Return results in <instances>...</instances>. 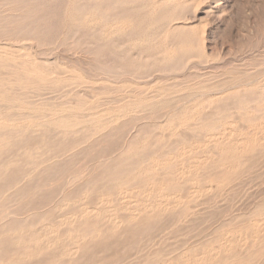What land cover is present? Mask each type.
<instances>
[{
    "label": "rangeland",
    "instance_id": "rangeland-1",
    "mask_svg": "<svg viewBox=\"0 0 264 264\" xmlns=\"http://www.w3.org/2000/svg\"><path fill=\"white\" fill-rule=\"evenodd\" d=\"M1 1H4V2H2V4H1ZM174 1H175V3H174ZM174 1L173 0H170V1L169 0H159V2H158V0H156V1L155 0H148V1L147 0H144V1L139 0V2H138V0H131V1H129V0H126V1L125 0H116V1H114V0H103V1L102 0H11V1L10 0H0V6H1V10H2V11L1 10L0 11L4 13V14H0V17L3 18V19L0 18L1 19L0 20V37H1L0 38V54L3 51L5 53L3 54V52H2V54H3V56H5V54L9 51L7 53L8 57H10V59L13 58L12 59L13 63L8 61L6 63L5 68L0 69V77H2L1 79H3V80L7 79L9 74L11 73V69L12 70L15 69L16 68L15 66H18L19 63H21V61H23V60H25V61L29 60L30 61L32 59L38 58V60H42V61H40L41 63L45 62L44 60H49V61L45 62L43 65H40L42 67V70H43V80H41L37 83L33 82L34 85L35 84L36 85L32 88H31V86H26L28 88L23 89V91H20L17 89L16 91H12L11 94L9 93L5 96L7 98H14L15 97V99H12V101H10V102L6 100L5 104L8 106L12 107L14 105V107L15 106L17 107L18 103H22L23 101H24L23 104L28 103V105L24 104L23 106H21L19 104L20 110L18 112H16L17 111L16 109L5 111V109L2 108V110L5 111V112L3 111V113H2V117L4 119H7L11 116H14V115L20 113L22 116H18V117H20V119L17 120V122L14 126L16 128L23 129V130H28V129L29 130H35V129H38L37 125L40 124L41 120H39L38 117L41 114L44 113V114L48 115L50 119H52V118L55 119L56 116L58 117V116H61L63 114L65 115V113L61 114L60 113L61 110H59L58 108L62 109L63 104H65V102H70V103L74 102L75 103L77 101V100H75V98L76 97L79 98L78 100H79V102L80 101L81 102H80V106L78 107V109L80 108L81 110H77L76 112L73 111V115L75 113H77V114H75V116L77 115L76 117H78L77 118L78 122L82 119V123L84 122L85 124H82L83 125L82 126L81 121H80L81 126L78 125L79 127L77 126L76 128H74L75 131H78L79 133L77 132V133H75V135L68 137V138L56 137L57 140L54 138L56 140V141L54 140L55 143L52 140L53 139L52 137L54 135V133L52 132L53 130L51 127H49L46 132L49 133V131L52 130L50 132V134H52V137L50 136L51 137L50 141L51 142L53 141V143L51 144V146H53L52 149H56L58 145L64 147V146L68 145L70 142L74 143L76 141H79L80 137L83 138V135L85 136L87 134L88 129L93 128L95 125H98V123L100 125L104 126L103 127L104 129L101 130L102 133L100 132V133H98L99 135L96 134L95 136H93V138L90 139V141L92 142L91 144H93V146L91 148H89L90 150L88 149V152L87 151L82 152L84 154V156L82 153L80 154L81 151H76V150H72L71 152H68L66 155H65L66 152H64V153L61 152L59 158L57 157V158L51 159L50 162H48V163H50V166H52V168H53L52 171H50V172L48 171V173H46V171H44V170L42 171V169L39 170V173H37L38 177L50 178L51 177L50 175H55L56 178L59 180V181L57 180L56 184L54 185L55 187L52 186L50 188H46L47 189L46 191L41 192L43 194L44 193L47 194L53 190H54V192H56L55 190L59 189V185H60L59 183H61L62 180H65L70 176L72 177L75 173L79 172L78 171L79 169H80V171H81V168H82V170L87 169V170L92 171L93 167H95L97 164H99L98 161L101 160L102 155L107 154V151L113 149L114 147L117 148L120 146V144L123 143V141L125 139L124 136H126V134L128 132L127 129H129V126L131 127V125L133 123L135 124V122L137 123L138 126L140 125L137 128L139 132L142 130L141 127L143 128L144 125H145L146 129H148V130H146L147 132L145 130H144L145 132L144 131L140 132L142 134H143V132H144V134H147L145 136V138H146L145 139V141H146L145 146H147L146 148L148 149L150 146L153 145V141L155 138V141H154L155 143H157L156 142L157 140L159 143L160 142L161 143L160 144L157 143V144H155L154 147H150V148L152 150H156V151H158V149H159V151H160L161 149H163L165 147V146L164 147H162V146L168 143L167 139H166V143L164 142L165 139H163L162 141L161 140L159 141V139H158V137L161 134L160 132L166 131L165 130V124H166L165 118L164 119L161 118V116H163L164 114L169 112V113H173V115H174L175 113L176 114L179 113L180 110H182L183 108L188 107V106L190 108H191V106L192 107L195 106V108L199 107L197 109V111L194 113V114H198L197 117L199 115L201 116V114H202V113L199 114L200 112L198 113L199 109H200V111L202 110L201 106L203 108L202 112L204 113V111H205L204 115L206 113L210 112L209 109L211 107H213L212 109L217 108V110H218L219 108L220 109L222 108L220 106H225V108L228 107L227 112H229L228 110L232 109L229 113H227L226 109L223 110V108H224L223 107L221 109L223 111H221V110L220 111L223 112L224 114L218 110L220 112L218 115H220V116H216V117L214 116L212 119H208V120L204 121V127H205V124L207 123L205 129H207L208 127H214L215 128L212 130L213 131L212 133L215 132V137H214L213 141H215L217 145L219 143L225 142L224 145H225V148H227V149H224V150L226 151V150H228V147L226 146V145H228V142H226L228 139L233 141V138H234L236 140V141L235 140L233 141L232 147L239 146L240 144L237 141V139L240 140L243 137L244 138L250 137V135L253 132V127L256 126L254 128V130H256V131L258 130L257 131L258 133L255 132L254 137L252 136V140L248 139L251 142L254 141L253 142L254 146H255L256 150H258L256 155L254 154L255 156L254 155H252L253 157L250 156V158H252V161L250 159L249 160L247 159V161H246V159L244 158V160L246 161V162H244L243 159H240V161H239L240 164L238 163L236 168L233 170V173H232V176L230 177V180L228 178V180L226 182H224L226 184L221 183L222 185L220 184L221 185V186L219 185L220 187L218 186L217 188H214V185L216 186V183H212L210 188L205 189V184L203 186V183H202V181H204V180L201 178V176L203 174H205V170L200 169L199 166L201 165V163L203 164L204 160H205V163H207L208 159H209L208 157H210L211 162H212V158L214 157L213 153L215 154V156L218 154L223 155L225 152L222 149V146H224V145L220 146L221 145L220 144L214 150L212 149L213 147H211L212 143L210 145H205V146L203 145L199 148H195V146H197V144H199V142H201V141H198V138L200 140L203 139V136H202V138L198 137V136L203 135V133H204V132H201V130H202L201 127L203 124H201L200 127L198 126L197 129H195L193 127H190V128L188 127L189 129L188 128L175 129L174 130L175 136H179V135L180 136L179 137H173L172 139H170V141L173 140V141H171L172 143L174 141L176 142L177 139H178L177 141H179V139H181L183 136H185V138H188L185 140V142L187 140L191 139L192 137L193 138L191 139V143H190V140L187 141L188 144L186 142V146H187V147L185 146L186 151L184 150L182 153L181 151L176 150L173 152V154H171V156H174L175 158L178 157V158L176 159L177 160L176 164L175 165L172 164L174 166H172V165H171V167L169 166L170 170L168 169L169 170L168 174H170L171 172L174 173L175 169H179L181 167H185L188 169L190 167L191 169L189 171H193L194 166H195V168H198V173L201 170H203V171L200 172V174H198V175H200V177H198V179H197L198 181H200L199 184L198 183L194 184V185L191 184L192 185L191 187L194 186L196 188V186H197V188L200 187V189H202V186H203L204 191L199 192L194 197L193 196L190 197V195L188 194V192H190V188H191L189 186L190 183H186L188 185H186V184L183 185V183H182V185H181V182L180 183L175 182L172 185V187H174L177 190V192H176L177 195L180 194L183 197V199L180 201L181 204H179V206L177 208L174 207L172 209V208H170L171 206L167 207L168 209L170 208L169 211L170 210L171 211L169 213L168 209H165L166 212L168 211L166 214L165 211H162L163 208L159 207L157 209L158 206L156 207V205H154L155 210L153 209L154 208V206H153L152 207L153 212L156 213L157 216L158 215H161V216H158L157 219L154 218L152 220L151 227L149 229H145L143 231V234L140 232L137 234L138 236L134 237V235L132 236V234H131V236H130V233H128L129 235L127 234V235H124V237H119L117 240V243L116 244L114 243L115 245L113 244L114 247L113 246H111V248L109 247L110 249H108L107 252L106 251L103 252L104 254H102V253L93 254V256H91L92 262H90V257H85V258L87 260L89 259L88 261L90 262V264H126V263L129 264L128 261L130 262L133 259L132 256H134L137 253H138L137 255H139V253H140L141 257L144 255L146 257L144 256L145 258L143 257V259H142L140 257L138 258V256H137L136 259L138 258L139 260H142V261H138L135 259V256H136L135 255L134 256V259L136 260L135 263H132V262H134V259H133V261L130 262V264H138L137 261L140 262L139 264H141L142 262L144 263V261H147L146 260L147 258L150 261L153 260L156 257V253H161V254L163 252L170 253L169 251H171V253H173L175 251L174 257H176V255L179 256V254H181L182 252H186L190 248L191 249L193 248L194 250L193 249L192 250L194 251V253H198L199 251H202V249H203L204 253H205L204 257H205L206 261H208L207 259L211 256V254L212 253L215 254L216 252H219L220 246L225 241H228V249L230 251L227 250L225 253L227 255L230 253L231 254L233 253L230 256L235 259V260H233V258H232L230 260L231 263L228 262V264H264V228L261 224L263 217L262 216H256L255 217V214H253L256 211L255 209H257L260 205H262L264 203V187H263L264 186V166H263L264 165V142H263V140L259 139V138L263 137L262 135L259 134V132L261 131V129L264 130V122H263L264 117L260 116L257 119H253L247 113L248 110L252 108L251 104H253V103L250 104L249 102H246L247 99H245V97H247V98L253 97L252 95L258 94V92H260L259 89L262 86L264 87V0H174ZM143 2H144V5H143ZM149 2H151V3H149ZM115 3L116 4L118 3L117 8H114L113 6H111ZM14 4L15 5L17 4L16 7H14ZM145 4H147L148 7ZM151 4L152 5L154 4L153 7H155V9L153 8V12L148 14L146 11L149 7L152 6ZM3 6H5V7H3ZM101 6H102V8H100ZM64 7H65V9H63ZM72 7H73V9H72ZM145 7H146V9H145ZM76 8H77L78 12H77ZM79 8H80L81 12L79 11ZM85 8H86V11L88 9H89L88 11H90L91 9H93V11L94 10L97 11V13L94 11L97 16H102L103 13L106 15V13H107L106 17L108 16L109 21H113V23H114V20H112V19H114L113 18L114 15H115L114 16L115 19L118 18L116 20L119 22H122L124 19H125L124 21L128 20V21L132 22L131 26L126 27L128 29H126V28H125L126 30L123 29L120 32L121 34L120 33L116 34L115 35L116 37H114L115 38L114 40H116L118 42L120 41L119 43L122 44L121 46H123V48L121 47L120 50L116 51L117 54H116V52L114 54L107 52L106 47L109 46V43H105V45L102 41H99L98 43L97 42L91 43L92 41H89V39H87L88 38V32H89L88 28H78L77 29V27H75L76 22H73V21L76 20V13H82L83 11L86 12ZM74 9L76 12L74 11ZM8 10H9L10 14H9ZM67 10H68V12H67ZM72 10H73V12H72ZM101 10H102V12H101ZM103 10H105V11H103ZM139 10L142 13L139 12ZM144 11H145V13H144ZM12 12H14V13L12 14ZM17 12H19V13L17 14ZM59 12H60V14H59ZM31 14H32V16H31ZM169 14H170V18L168 16ZM5 15H7L6 18H5ZM71 15H75V16H71ZM105 15H103V16H105ZM173 15L175 18L173 17ZM176 15H177V17H176ZM57 17H59V18H57ZM71 17H72V20H71ZM21 18H23V21L21 22V24L19 22L16 23L17 19H21ZM156 18H157V20H156ZM143 19H144V21H143ZM174 19H175V21H173V23H179V24H185V25L182 29L175 30L173 32L171 30H168V25H169V21L174 20ZM3 20H5L4 23H3ZM71 21H72V24H70ZM138 21H139V23H138ZM149 21H151L152 23ZM110 23H112V22H110ZM159 23H160V25H159ZM167 23H168V25H167ZM151 24H153V25H151ZM164 24H165V26L163 27ZM15 26H17V27H15ZM19 26H21L22 28ZM73 26H74L75 31L73 30ZM138 26H141V27H138ZM156 26H157V28H156ZM158 26H159V28H158ZM166 26H167V28H165ZM21 30H22V32H21ZM86 30H88V31H86ZM182 30L184 31L183 33H182ZM140 31H142V32H140ZM176 31H178V32H176ZM19 32L22 34L25 33V34H28L29 36H32L33 37V39L31 40L32 42L27 41L24 43L23 47H21L19 45H16L15 43L14 44L10 43L9 40H7V39H10V38H7L8 36L9 37L12 36V39L15 36L18 37V35L21 36ZM17 33H19V34H17ZM14 34H15V36H14ZM69 34H71V35H69ZM164 34H165V36H164ZM86 35H87V37H86ZM138 35L141 38L139 40V42L137 41V39L139 38ZM33 42H34V44H33ZM36 43H38V44H36ZM96 44H99V45H96ZM1 45H2V47L8 46L9 48L3 47V49H2ZM41 45H42V47H41ZM167 45H168V47H171L174 50V54L170 55L168 57L169 59L168 58L162 59L163 56L161 55V53H158L160 51L159 49H161ZM57 46H59V47H57ZM45 47L47 49H45ZM101 48H102V50L100 51ZM17 49L18 50L20 49V51H18ZM95 51L97 53H95ZM136 51H138V52H136ZM135 54H136V56H135ZM45 55H47V56H45ZM138 55H139V61H137ZM41 56H43V57H41ZM134 56L137 59H134ZM32 57H35V58H32ZM146 57H147V59H146ZM130 58L132 60H134V63L132 66L128 67L127 63H128ZM53 62H55V63H53ZM38 63L39 62H37V64ZM159 64H161V65H159ZM205 64H207V65H205ZM143 65H144V67H142ZM216 66H218V67H216ZM202 69H205V70H202ZM223 71H225V72H223ZM150 74H151V77H150ZM246 77H248V78H246ZM254 77L256 79L253 80ZM241 79L244 83L241 81ZM247 81H250V82H247ZM253 81H254V83H253ZM240 82L243 84H241ZM218 84H219V87L221 86L220 89L218 88ZM247 84H249V86H248V89L244 95V100H243V97H241V95L239 96L240 98L237 97V95L239 94L238 93L239 91L241 92L244 90V88H245V86H247ZM232 85H235V86H232ZM256 85H259L260 88ZM162 86H163V88H162ZM229 86H230V88H229ZM214 87H216V88H214ZM199 88H201V89H199ZM211 88H212V90H211ZM223 88L224 89L226 88V89L224 90ZM251 88H253V90H251ZM257 88H259V89L255 91V89H257ZM106 89H108V90H106ZM184 90H185V92H184ZM217 91H220V92H217ZM75 93H77L76 96H75ZM241 93H243V92H241ZM188 94H189V96H188ZM199 94H200V96H199ZM79 95H81V97ZM171 95H173V96H171ZM220 96L223 98L224 102L222 101V98H221V100L219 99ZM18 97H21L22 101H16V99ZM170 97H172V98H170ZM178 97H180V98H178ZM189 97H192V99L189 100L190 99ZM228 97H229V99H228ZM235 97L238 99H235ZM233 98L236 100V102L240 101L239 106L243 107V111H245V110L247 111V112L245 111V113L242 111V113L240 112V114H242V116H245L244 119L246 118V116L249 115L250 119L252 118L251 122L252 121L255 122L254 126H253V122L251 123L248 121L249 117L246 118L247 120L245 119L242 123H240L243 120L241 118L242 117L241 115H240V117H239V115L237 116V118H239V119L236 118L235 114H238L239 112H237L235 109H233L236 106L234 104L235 101ZM179 99H181V100L179 101ZM185 99H187V101H185ZM175 100H176V102H175ZM212 100L216 106L213 103V105H210L211 107H209V108L206 107L208 109H205L204 108L205 105L209 106L208 104H212L211 103ZM231 100H233L234 102ZM127 101H129V103L130 102H134V103L137 102L138 105L137 104L133 105L135 107L133 109L129 108L130 106L127 105L128 104ZM220 101H222L223 103H225V102H227V103L221 104ZM192 102L194 103V106H193ZM200 102H201V106H199ZM231 102H232V104H231ZM29 103H31V104H29ZM203 103H206V104L203 105ZM241 103H245V104H241ZM45 104H49V105H53V106L55 105V106L54 107L51 106L50 107L51 111L46 110L47 111L46 112V111H43ZM155 104H159V105L155 106ZM230 104L234 105V106L231 107ZM56 105L58 106V108H57L58 110L55 109L57 107ZM148 105H149V107H148ZM59 106H61V107H59ZM214 106H215V108H214ZM91 107L92 108L95 107V109H92ZM137 107H138V109H137ZM261 107H264V102H263V105H261ZM114 108H115V110H114ZM142 108H144V109H142ZM128 109L129 110L132 109V112H130V114L127 113ZM54 110L57 113L53 112ZM234 110L236 111V113ZM125 114H127V116L123 117V115H125ZM229 114H232V115L230 116ZM243 114H245V115H243ZM246 114H248V115H246ZM99 116H100V118H99ZM151 117L153 119H151ZM202 117H204V116H202ZM27 118H29V119H27ZM144 118H146V119H144ZM83 119H84V121H83ZM86 119L88 121H86ZM89 119L91 121V124H89L90 123ZM92 119L95 121H92ZM235 119H237V120L235 121ZM238 120H239V123L237 122ZM101 121H102V123H101ZM139 121L141 123H139ZM145 121H147V122H145ZM159 121H160V123H159V126L156 127L157 129H155L154 126L152 127L153 123H158ZM168 121L169 120H167V122ZM232 121H235V123L234 122L232 123ZM245 121H247V122H245ZM86 123H88V124H86ZM142 123H143V125H142ZM209 123L213 124V125H210ZM250 123L252 124L251 128H248L250 130H248V129H242L241 130L240 129V125L243 126V124H245V126H248V124H250ZM116 125L119 127H117ZM148 125H151L150 127L154 128V129H152V130H151V128L149 129ZM208 125H210V126H208ZM219 125H222L221 128L223 127L222 128L223 130L219 129V127L216 130V128H217L216 126H219ZM145 127L143 129H145ZM139 128L141 130H139ZM109 129H110V131H109ZM115 129H116V131H115ZM159 129H161V130H159ZM205 129H203L202 131H205ZM232 130H233V132H231ZM239 130H241L242 135L238 136L239 138L236 139L237 134L239 135V133H238ZM120 132L122 133V135ZM139 132H138L139 136H138V134H137V136L139 138H141V136L143 137L144 134L143 135L141 134V136H140ZM179 132H181V133H179ZM230 132L233 134H229ZM109 133H110V135H109ZM182 133L184 135H181ZM188 133H190V134H188ZM105 134L107 136L113 135L114 137L113 136L107 137ZM114 134H116V135H114ZM193 134L197 138L195 136H193ZM197 134H199V135H197ZM153 135H154V137H153ZM231 135L233 136L232 138H231ZM45 138H46V136H45ZM43 139H44V137H43ZM61 139L63 141H61ZM182 139L184 140V138H182ZM97 140H98V142L95 143ZM149 140H150V142L148 143L147 141H149ZM257 140H259V142H261V143L260 144L257 143L258 142ZM44 141H46V140H44ZM106 141H108V142H106ZM170 143H169V145H170V147H172V145H171L172 143L171 144ZM53 144H55V145H53ZM56 144H57V146H56ZM97 144H98V146H97ZM54 146H56V147H54ZM156 146H159V147H156ZM218 147H219V150H217ZM12 148L9 151L10 152L9 154H13L15 156V155L22 153L21 150L19 151L17 149V147H15V149L13 148V150H12ZM93 148H94V150H93ZM108 148H109V150H108ZM103 150H104V152H103ZM12 151H13V153H12ZM222 151L224 153H222ZM18 152H20V153H18ZM40 152L44 153L45 151L40 150ZM48 153H50V152H48ZM102 153H104V154H102ZM174 153H175V155H174ZM87 154H89V156ZM50 155H51V153H50ZM211 155H212V157H211ZM46 156H49V155H45V157ZM42 157H44V155ZM60 163L62 164L61 166H60ZM89 163H90V165H89ZM204 164L201 165V168L204 167L207 169L208 165L209 166L211 165L210 161L207 163L208 165L205 166ZM86 165L87 166L89 165V166L87 167ZM244 165H245V167H242ZM171 169H173V170H171ZM13 170H15V169H13ZM53 170H55V171H53ZM99 170H100V172L104 171L102 168H99L97 170V172ZM237 171H238V173H237ZM52 172H55V173L52 174ZM49 173H50V175H49ZM62 173H63V175H62ZM58 174H60V176ZM61 176H62V179H61ZM170 177L171 176H169V178ZM51 178H53V177H51ZM157 178H161V177L157 176ZM60 179H61V181H60ZM185 179L186 178H184L183 181ZM135 184H137V182L131 183L130 186H129V184H127V185H128V187H131ZM229 185H230V187H229ZM177 186L179 187V189L176 188ZM180 186H181V188H180ZM48 190H49V192H48ZM224 192H226V193L228 192V193L226 194ZM256 192H258V193H256ZM231 193H233V194H231ZM229 194H230V197H229ZM249 196H251V197H249ZM261 197H262V199H261ZM140 199H142V198L137 199V201H139ZM33 200H36V199L34 198ZM124 200L125 201L122 200V202H120V204H119L118 202L121 201V199L120 200L117 199V201H113L114 204H112L113 202L110 204L111 206L106 205V206L102 207L100 205V207L106 209L109 213H110V210L112 209L111 211H115V215L120 214V211H121V216L119 217L117 215V217L122 220L121 217L124 218V216L130 215V213H132L131 209H132V206L134 204L133 199H131V200L124 199ZM132 200H133V202H132ZM217 200H218V202H216ZM27 201H28V199H25V202H27ZM130 201L132 203H130ZM168 201H171V199ZM36 202H35V206L39 207L38 202L37 203ZM84 203H89V202L85 201ZM141 203L142 202H140L138 205H141ZM24 204L26 205V203H22V204L20 203L19 207L20 208L26 207ZM116 204L117 205L119 204L118 207ZM129 204H131V205H129ZM146 204H147V202H146ZM21 205H22V207H21ZM30 205H33V204H30ZM79 205H83V204L80 203ZM79 205H75L71 208L72 211L74 210L73 211L74 214H76L77 211L80 210V207H77ZM123 205H125V207L122 210ZM128 205L131 207H128ZM46 207H44V209L45 208L46 209H45V211H44L45 213H43V215L49 216L48 214L50 213L51 218H50V216H49V218L47 217L48 221L51 219L56 220V218L58 217L57 214L61 215L62 212L64 214L67 211V210L65 211L64 209H62L65 212L60 210V211H57L55 213L54 205L51 204V207H50V205H49V208H48V206H46ZM76 207L79 210H77ZM162 207H165V205ZM125 208L127 210H125ZM242 208H243V210H242ZM250 208H251V210H250ZM128 209H129V211H128ZM145 209H143V206H142V208L140 210L141 211H144V210L150 211V209L147 208V205L145 206ZM240 209H241V211H240ZM48 210H50V211L48 212ZM238 210L240 212H238ZM36 211H34L33 216L35 214L42 215L39 212H43V209L39 207L38 209H36ZM107 211L104 213H101L100 216L103 217V215H104V217H106L105 214L109 215V213ZM184 211L188 215H186V218H184V220H183V217L182 218L180 217V219H181L180 220L179 217H177V216H178V214L180 215L181 212L183 214ZM225 211H227V212H225ZM127 212H128V214H127ZM51 213L54 215H52ZM124 213H126V215H124ZM158 213H161V214H158ZM163 213H165V214H163ZM185 214H183V215H185ZM222 216H224V217H222ZM231 216H233V217H231ZM247 216H249V217H247ZM199 217H201V218H199ZM103 218H101L100 221L98 222L99 224L101 223L102 225L100 224L101 226H99V224H98L97 226L103 227L104 223L106 224L105 226L109 225L108 218L107 217L105 218V219H107V221ZM72 219L74 220L75 218H72ZM255 219H256V221H255ZM257 219H258V221H257ZM69 220H70V217H69ZM164 220H165V222H164ZM192 223H194V224H192ZM217 223H219V224H217ZM238 224H240V225H238ZM213 226H214V228H213ZM60 228L63 230V227H60ZM216 228H218V229L215 230ZM39 229H40L39 226H37V227L35 226L33 228H30L29 231L31 230V231L36 232ZM61 229H59L60 232H61ZM258 229H259V231H258ZM213 230L217 231V232H213ZM236 230H239L240 233L239 234L235 233ZM226 232H228L227 235H225V234L222 235L223 233H226ZM199 233H201V234H199ZM178 234H180V235H178ZM190 236H192V237H190ZM217 237H221V239L219 240L220 242L217 240ZM147 238H148V240H147ZM213 238H214V240H213ZM60 239H59V241H57L58 244H60L59 242H61V245H59L60 248H58L55 252H54V250H52V252L51 251L47 252L48 253V256L46 255L47 257H49V256L51 257V255L59 256V254L62 252V250L64 248L63 247L64 244L67 245L69 243L67 240H63V238L61 240ZM178 239H182V240H178ZM192 239H193V241H192ZM111 241L113 242V240H111ZM143 241H144V243H143ZM254 241H255V244L251 247V244ZM170 242H172V243H170ZM204 242H205V244H204ZM128 243H131V244H128ZM123 244L124 245L126 244V245L123 246ZM141 244H143V245H141ZM180 244H181V246H180ZM94 245L97 246L96 244H94ZM191 245H192V247H191ZM196 245H198V246H196ZM204 245H205V248H204ZM129 247H131V249H133V248L134 249L131 250ZM136 247H137V250H136ZM153 249H155V250H153ZM140 251L142 253L144 252L145 254L143 253V255H142V253ZM154 252H155V254H154L155 257L153 256L154 257L153 258L151 256ZM190 252H192V251L190 250ZM208 252H210V254H207ZM47 253H45V254H47ZM50 253H51V255H50ZM106 253H108V254L105 255ZM165 253H163V255ZM45 254H43V257ZM100 254L102 255V257ZM114 254H115L114 257L110 256V255L113 256ZM220 255H222V252L220 253ZM236 255H238L239 257H237ZM39 256H42V255L40 254ZM148 256H150L151 258H149ZM126 257H127V259H128V257L130 259L125 260ZM103 258L104 259L106 258L105 260L107 261V263H106V261H104ZM86 259L84 262H79L77 264H88L89 262ZM205 264H208V263H205Z\"/></svg>",
    "mask_w": 264,
    "mask_h": 264
},
{
    "label": "bare ground",
    "instance_id": "bare-ground-1",
    "mask_svg": "<svg viewBox=\"0 0 264 264\" xmlns=\"http://www.w3.org/2000/svg\"><path fill=\"white\" fill-rule=\"evenodd\" d=\"M11 1V0H10ZM103 1V0H102ZM116 1V0H114ZM126 1V0H125ZM131 1V0H129ZM144 1V0H143ZM148 1V0H147ZM156 1V0H155ZM170 1V0H169ZM174 1V0H173ZM2 2L4 1H1V4ZM81 2V1H80ZM85 2V1H84ZM106 2V1H105ZM139 2V0H138ZM146 2V1H145ZM159 2V0H158ZM157 2V3H158ZM166 2V1H165ZM168 2V1H167ZM151 3V2H149ZM175 3V1H174ZM8 4V3H7ZM118 4V3H117ZM117 4H113L111 6H113L114 8H117ZM155 4V3H154ZM153 4V5H154ZM161 4V3H160ZM17 5V4H16ZM16 5L14 4V7H16ZM80 5V4H79ZM78 5V6H79ZM143 5H144V2H143ZM147 5V4H145ZM152 5V4H151ZM153 5L151 7H149L147 9V13H151L153 12V8L155 9V7H153ZM5 7V6H3ZM90 7V6H89ZM94 7V6H93ZM104 7V6H103ZM148 7V5H147ZM9 8V7H8ZM97 8V7H96ZM102 8V6L100 7ZM121 8V7H120ZM26 9V8H25ZM60 9V8H59ZM65 9V7L63 8ZM73 9V7H72ZM83 9V8H82ZM111 9V8H110ZM125 9V8H124ZM133 9V8H132ZM143 9V8H142ZM146 9V7H145ZM0 10H1V6H0ZM31 10V9H30ZM77 10V8H76ZM89 10V9H88ZM86 11V8H85V11L86 12H82V13H76V20H74L73 22H76L75 23V27L78 28H88L89 32H88V38L89 41H92L91 43H95V42H99V41H102L105 45V43H109V46L106 47L107 49V52H110L111 54H114L116 51L120 50L121 47L123 48V46H121L122 44H120L118 41L114 40L116 37L115 35L116 34H119L123 29H125L127 26H131L132 22L130 21H122V22H119L117 21L116 18L115 19V15L113 16L114 19V23L113 21H109L108 19V16L106 17V15L103 13V15L105 16H97L95 14V12L97 13V11H93V9H91L90 11ZM130 10V9H129ZM138 10V9H137ZM2 11V10H1ZM0 11V14H4L3 12ZM59 11V10H58ZM75 11V9H74ZM79 11H80V8H79ZM99 11V10H98ZM105 11V10H103ZM207 11V10H206ZM9 12V10H8ZM22 12V11H21ZM20 12V13H21ZM68 12V10H67ZM73 12V10H72ZM76 12V11H75ZM78 12V10H77ZM81 12V11H80ZM102 12V10H101ZM109 12V11H108ZM111 12V11H110ZM138 12V11H137ZM139 12H141L139 10ZM138 12V13H139ZM14 12H12L13 14ZM19 12H17L18 14ZM31 13V12H30ZM65 13V12H64ZM137 13V14H138ZM142 13V12H141ZM145 13V11H144ZM161 13V12H160ZM10 14V12H9ZM16 14V13H15ZM16 14V15H17ZM60 14V12H59ZM71 14V13H70ZM157 14V13H156ZM64 15V14H63ZM130 15V14H129ZM3 16V15H2ZM7 15H5V18H6ZM14 16V15H13ZM19 16V15H18ZM21 16V15H20ZM24 16V15H23ZM28 16V15H27ZM32 16V14H31ZM71 16H75V15H71ZM135 16V15H134ZM142 16V15H141ZM169 18H170V14L168 15ZM119 17V16H118ZM144 17V16H143ZM146 17V16H145ZM157 17V16H156ZM174 17V15H173ZM177 17V15H176ZM1 18V17H0ZM59 18V17H57ZM130 18V17H129ZM147 18V17H146ZM175 18V17H174ZM3 19V18H1ZM0 19V20H1ZM75 19V18H74ZM128 19V18H127ZM150 19V18H149ZM7 20V19H6ZM56 20V19H55ZM71 20H72V17H71ZM155 20V19H154ZM157 20V18H156ZM5 20H3V23H4ZM9 21V20H8ZM23 21V18L21 19H17L16 23H20ZM144 21V19H143ZM142 21V22H143ZM174 20H170L169 21V25H168V30H171V31H175V30H180L184 27L185 24H179V23H173ZM179 21V20H178ZM2 22V21H1ZM109 22V23H108ZM112 22V23H110ZM137 22V21H136ZM141 22V23H142ZM151 22V21H149ZM167 22V21H166ZM59 23V22H58ZM139 23V21H138ZM152 23V22H151ZM68 24V23H67ZM70 24H72V21L70 22ZM166 24V23H165ZM165 24L163 25V27L165 26ZM190 24V23H189ZM188 24V25H189ZM139 25V24H138ZM142 25V24H141ZM153 25V24H151ZM160 25V23H159ZM17 27V26H15ZM21 27V26H19ZM71 27V26H70ZM135 27V26H134ZM138 27H141V26H138ZM8 28V27H7ZM22 28V27H21ZM136 28V27H135ZM157 28V26H156ZM159 28V26H158ZM167 28V26L165 27ZM14 29V28H13ZM76 29V30H77ZM128 29V28H126ZM125 29V30H126ZM132 29V28H131ZM137 29V28H136ZM135 29V30H136ZM139 29V28H138ZM152 29V28H151ZM73 30H74V26H73ZM84 30V29H83ZM86 30V31H88ZM124 30V31H125ZM24 31V30H23ZM36 31V30H35ZM75 31V30H74ZM150 31V30H149ZM158 31V30H157ZM167 31V30H166ZM165 31V32H166ZM22 32V30H21ZM85 32V31H84ZM129 32V31H128ZM142 32V31H140ZM178 32V31H176ZM175 32V33H176ZM184 31L182 30V33ZM202 32V31H201ZM20 33V32H19ZM17 33V34H19ZM32 33V32H31ZM76 33V32H75ZM123 33V32H122ZM171 33V32H170ZM181 33V32H180ZM179 33V34H180ZM86 34V33H85ZM121 34V33H120ZM138 34V33H137ZM142 34V33H141ZM140 34V35H141ZM149 34V33H148ZM147 34V35H148ZM151 34V33H150ZM9 35V34H8ZM21 36L18 35L15 36L14 34V38L12 39V36L11 37H7V38H10V39H7L9 40L10 43H15L16 45H19L21 47H23L24 43L25 42H29L33 39L32 36H29L28 34H25V33H20ZM33 35V34H32ZM71 35V34H69ZM74 35V34H73ZM143 35V34H142ZM145 35V34H144ZM152 35V34H151ZM176 35V34H175ZM6 36V35H5ZM118 36V35H117ZM135 36V35H134ZM139 36V35H138ZM146 36V35H145ZM165 36V34H164ZM173 36V35H172ZM177 36V35H176ZM87 37V35H86ZM1 38V37H0ZM140 36L139 38L137 39V41L139 42L140 40ZM85 40V39H84ZM143 40V39H142ZM191 40V39H190ZM6 41V40H5ZM39 41V40H38ZM32 42V41H31ZM132 42V41H131ZM137 42V43H138ZM5 43V42H4ZM80 43V42H79ZM83 43V42H82ZM87 43V42H86ZM129 43V42H128ZM2 44V43H1ZM12 44V45H13ZM31 44V43H30ZM34 44V42H33ZM38 44V43H36ZM100 44V43H99ZM99 44H96V45H99ZM136 44V43H135ZM69 45V44H68ZM188 45V44H187ZM203 45V44H202ZM28 46V45H27ZM40 46V45H39ZM49 46V45H48ZM64 46V45H63ZM75 46V45H74ZM78 46V45H77ZM189 46V45H188ZM4 48L6 46H3ZM2 45H1V48L3 49ZM14 47V46H13ZM42 47V45H41ZM47 47V46H46ZM45 47V49H47ZM59 47V46H57ZM72 47V46H71ZM103 47V46H102ZM179 47V46H178ZM6 48H9L8 46ZM11 48V47H10ZM15 48V47H14ZM68 48V47H67ZM75 48V47H74ZM77 48V47H76ZM257 48V47H256ZM16 49V48H15ZM21 49V48H20ZM20 49L18 51H20ZM23 49V48H22ZM38 49V48H37ZM36 49V50H37ZM66 49V48H65ZM72 49V48H71ZM79 49V48H78ZM43 50V49H42ZM102 50V48L100 49V51ZM124 50V49H123ZM160 51L158 53H161V55L163 56L162 59H165V58H168L170 55H173L174 54V50L171 48V47H168L165 46L161 49H159ZM256 50V49H255ZM25 51V50H24ZM3 52V51H2ZM0 54V69L1 68H5L6 66V63L8 61L12 62V59H10V57H8L7 52L5 54V56H3V54L5 52H3V54ZM121 52V51H120ZM138 52V51H136ZM135 52V53H136ZM247 52V51H246ZM32 53V52H31ZM95 53H97L95 51ZM100 53V52H99ZM194 53V52H193ZM41 54V53H40ZM101 54V53H100ZM117 54V52H116ZM185 54V53H184ZM253 54V53H252ZM7 55V56H6ZM27 55V54H26ZM31 55V54H30ZM55 55V54H54ZM134 55V54H133ZM158 55V54H157ZM179 55V54H178ZM195 55V54H194ZM220 55V54H219ZM40 56V55H39ZM47 56V55H45ZM136 56V54H135ZM134 56V59H137L135 58ZM145 56V55H144ZM156 56V55H155ZM193 56V55H192ZM197 56V55H196ZM25 57V56H24ZM43 57V56H41ZM138 57V60L139 61V55L137 56ZM142 57V56H141ZM179 57V56H178ZM256 57V56H255ZM263 57V56H262ZM31 58V57H30ZM32 58H35V57H32ZM171 58V57H170ZM147 59V57H146ZM169 59V58H168ZM167 59V60H168ZM183 59V58H182ZM68 60V59H67ZM143 60V59H142ZM160 60V59H159ZM173 60V59H172ZM224 60V59H223ZM258 60V59H257ZM14 61V60H13ZM42 60H38V58L36 59H32V60H23L21 61V63H19L18 66H15L16 68L15 69H11V73L9 74L8 78L3 80L1 79L2 77H0V264H77L79 262H84L85 261V257H90V262H92V257L93 254H99V253H102L104 254L103 252H107L108 249L111 248V246H113V244L117 243V240L119 237H124V235H127L128 233H130V236L132 234V236L134 235L135 236H138L137 234L138 233H142L143 234V231L145 229H149L151 227V223H152V220L154 218L157 219L158 216H161V215H158L156 213L153 212V209L155 210V206L157 207V209L160 207V208H163L162 211H165V213L167 214V212L169 211L170 208H177L179 206L180 201L183 199V197L179 194L177 195L176 192L177 190L172 187V185L176 182V183H180L181 182V185L183 183V185H185L186 183H190V187L194 184H199L200 181H198V177H200V172H202L203 170H201L199 173H198V168H195L194 166V170L193 171H189L191 168L189 167L188 168H185V167H181L179 169H175V172L174 173H170L168 174L169 172V168L171 167L172 164H176L177 162V158H175L174 156H171V154H173L174 151L178 150V151H181L183 153V151L186 149V142L190 140V143H191V139L187 140L185 142L186 139L188 138H185V136H181L182 138H184V140L181 138L179 139V141L176 140V142L174 141L173 143L170 141V139H172L173 137H179V136H175V132L174 130L175 129H182V128H190V127H193L195 129L198 128V126L200 127L201 124L202 125V130L205 129L206 127V124H205V127H204V121L208 120V119H212L214 116H220L218 115L221 111L225 110L226 109V112H227V108H225V106H220V107H224L223 110H221L220 108L217 110V108H215V103L213 102L212 100V104H208L209 106L205 105V109H208L209 107H211L210 105H213L214 103V108L215 109H212L213 107H211L209 110L210 112L204 113L202 112L203 108L201 106V102H200V105L201 106V111L199 109L198 113L201 114V116L199 115L197 117L198 114H194L197 109L199 108H195L194 106V103H193V106H191V108L188 106V107H185L183 108L182 110H180L179 113H175L173 115V113H166L164 114L163 116H161V118H165V132H160V136L158 137L159 141L165 139V143H166V139L168 141L167 144L163 145L162 147H164L163 149H161L159 151H156V150H152L150 147H154L155 144L159 143L158 140L156 141L157 143H155V138H154V141H153V145L150 146L148 149L146 148L147 146H145L146 144V141H145V136L147 134H144V132L148 129H146L145 125V129H143L141 127V129L139 128V130L141 131H144L143 134L140 133L138 131V126L137 123L135 122V124L133 123L131 125V127L129 126V129L124 141L122 144H120L119 147L117 148H113L111 150H108L107 151V154L105 155H100L101 157V160L98 161L99 164H97L95 167H93V170L90 171V170H82L81 168V171L80 169L78 170L79 172L75 173L71 178L68 177L67 179L65 180H62V176H61V183H59V189L55 190L56 192L51 191L48 192L47 194H43L41 192L43 191H46L47 189L46 188H50L52 186H54L57 182V178L55 175H49L53 178H41V177H38L37 176V173H39V170L42 169V171H46V173H48V171H52V166H50V160L51 159H54V158H59L61 152H66L65 155L68 153V152H71L72 150H76V151H81L80 154L82 152H85L87 151L88 152V149L91 148L93 146V144H91L92 142L90 141L91 138H93V136H95L96 134L100 133L101 130H103L104 126L103 125H100L98 123V125H95L93 128L91 129H88L87 131V134L84 136L83 135V138H79V141H76L74 143L70 142L68 145L66 146H60L56 144L57 148L56 149H52L53 146H51V144L53 143V141L56 139V137L58 138H68V137H71L73 135H75V133H77L78 131H75L74 128H76L78 125H80V121H81V125L82 124H85L84 122L82 123V119L78 122V117L75 116V113L73 115V111L76 112L77 110H81L80 108L78 109V107L80 106V102H79V98H75V100H77L75 103H70V102H65V104H63V107L62 109L61 108H58V106L55 108V109H59L61 110L60 113H65V115H61V116H56L55 119H50L48 115L46 114H41L38 119L41 120L40 121V124H38V129H35V130H23V129H19V128H16L14 125L16 124L17 120L20 119V117L18 116H22L20 113L14 115V116H11L7 119H4L2 117V113L4 110H2V108L6 110H12V109H16L18 112L20 110V106H23L24 104H27L28 103H18V106L14 107V105L11 107V106H8L6 105V100L7 101H12V99H15L14 98H7L5 97L7 94H11L12 91H16L17 89L20 90V91H23V89H26L28 87L26 86H31L34 87V83L33 82H39L41 80H43V70H42V67L40 65H43L45 62L49 61V60H44L45 62H40ZM58 61V60H57ZM150 61V60H149ZM162 61V60H161ZM37 62H39L37 64ZM72 62V61H71ZM164 62V61H163ZM167 62V61H166ZM165 62V63H166ZM13 63V62H12ZM55 63V62H53ZM57 63V62H56ZM134 63V60H132L131 58L129 59L127 65L128 67L129 66H132ZM210 63V62H209ZM217 63V62H216ZM229 63V62H228ZM233 63V62H232ZM66 64V63H65ZM144 64V63H143ZM175 64V63H174ZM230 64V63H229ZM161 65V64H159ZM190 65V64H189ZM207 65V64H205ZM146 66V65H145ZM252 66V65H251ZM144 67V65L142 66ZM195 67V66H194ZM218 67V66H216ZM209 68V67H208ZM214 68V67H213ZM212 68V69H213ZM178 69V68H177ZM197 69V68H196ZM163 70V69H162ZM195 70V69H194ZM198 70V69H197ZM200 70V69H199ZM202 70H205V69H202ZM257 70V69H256ZM113 71V70H112ZM184 71V70H183ZM212 71V70H211ZM260 71V70H259ZM111 72V71H110ZM156 72V71H155ZM162 72V71H161ZM186 72V71H185ZM225 72V71H223ZM103 73V72H102ZM145 73V72H144ZM46 74V73H45ZM101 74V73H100ZM161 74V73H160ZM47 75V74H46ZM149 75V74H148ZM185 76V75H184ZM11 77V78H10ZM147 77V76H146ZM150 77H151V74H150ZM63 78V77H62ZM110 78V77H109ZM231 78V77H230ZM248 78V77H246ZM143 79V78H142ZM202 79V78H201ZM227 79V78H226ZM236 79V78H235ZM239 79V78H238ZM245 79V78H244ZM256 79L255 77L253 78V80ZM212 80V79H211ZM237 80V79H236ZM247 80V79H246ZM261 80V79H260ZM45 81V80H44ZM49 81V80H48ZM203 81V80H202ZM221 81V80H220ZM227 81V80H226ZM242 81V79H241ZM95 82V81H94ZM238 82V81H237ZM243 82V81H242ZM247 82H250V81H247ZM241 83V82H240ZM244 83V82H243ZM241 83V84H243ZM254 83V81H253ZM252 83V84H253ZM227 84V83H226ZM251 84V85H252ZM144 85V84H143ZM213 85V84H212ZM254 85V84H253ZM204 86V85H203ZM208 86V85H207ZM224 86V85H223ZM222 86V87H223ZM232 86H235V85H232ZM248 86L249 84H247V86H245L244 90L241 91L243 93H241L240 91L238 92L239 94L237 95V97H239L241 95V97H243V100H244V95L248 89ZM259 87V85H256ZM261 86V85H260ZM160 87V86H159ZM221 87V86H220ZM219 87V84H218V88L220 89ZM127 88V87H126ZM163 88V86H162ZM203 88V87H202ZM207 88V87H206ZM216 88V87H214ZM230 88V86H229ZM232 88V87H231ZM234 88V87H233ZM254 88V87H253ZM253 88H251V90H253ZM260 88V87H259ZM259 88L255 89L258 90ZM170 89V88H169ZM201 89V88H199ZM198 89V90H199ZM204 89V88H203ZM224 89V88H223ZM226 89V88H225ZM224 89V90H225ZM228 89V88H227ZM108 90V89H106ZM197 90V89H196ZM195 90V91H196ZM212 90V88H211ZM214 90V89H213ZM231 90V89H230ZM254 91V92H255ZM260 92H258V94H255V95H252L253 97H245L246 102H249L250 104L252 105V108L248 110V114L253 118V119H257L258 117H264V107H261V105H263V102H264V87L262 86L260 89H259ZM150 92V91H149ZM170 92V91H169ZM185 92V90H184ZM187 92V91H186ZM200 92V91H199ZM203 92V91H202ZM213 92V91H212ZM217 92H220V91H217ZM224 92V91H223ZM253 92V91H252ZM256 92V93H257ZM25 93V92H24ZM166 93V92H165ZM190 93V92H189ZM211 93V92H210ZM71 94V93H70ZM196 94V93H195ZM202 94V93H201ZM237 94V93H236ZM235 94V95H236ZM77 95V93H75V96ZM163 95V94H162ZM174 95V94H173ZM171 95V96H173ZM198 95V94H197ZM251 95V94H250ZM81 97V95H79ZM78 96V97H79ZM158 96V95H157ZM182 96V95H181ZM189 96V94H188ZM200 96V94H199ZM226 96V95H225ZM228 96V95H227ZM108 97V96H107ZM175 97V96H174ZM186 97V96H185ZM217 97V96H216ZM224 97V96H223ZM172 98V97H170ZM180 98V97H178ZM188 98V97H187ZM191 100L192 97H189ZM221 96H220V100H221ZM232 98V97H231ZM230 98V99H231ZM240 98V97H239ZM157 99V98H156ZM229 99V97H228ZM234 99V98H233ZM235 99H238L235 97ZM234 99L231 100L234 102V104L236 105L233 109H235L237 112H239L238 114H235L236 115V118L237 116L240 115L242 116V114H240V112L242 113L243 111V107L239 106L240 104V101L236 102V100ZM166 100V99H165ZM172 100V99H171ZM181 99H179L180 101ZM218 100V99H217ZM216 100V101H217ZM226 100V99H225ZM16 101H22V98L21 97H18L16 99ZM151 101V100H150ZM185 101H187V99H185ZM219 101V100H218ZM217 101V102H218ZM222 101H223V98H222ZM222 101H220L221 104H225L223 103ZM242 101V100H241ZM27 102V101H26ZM176 102V100H175ZM229 102V101H228ZM245 102V103H246ZM4 103V104H3ZM45 103V102H44ZM127 105L130 106L129 108H135L133 105H138V103H134V102H130L127 101ZM207 103V102H206ZM206 103H203L206 104ZM245 103H241V104H245ZM31 104V103H29ZM232 104V102H231ZM230 106H234V105H231ZM12 105V104H11ZM36 105V104H35ZM126 105V104H125ZM156 105H159V104H155ZM196 105V104H195ZM248 105V104H247ZM37 106V105H36ZM51 106L53 105H49V104H45L44 105V110L43 111H48L50 110L51 111ZM55 106V105H54ZM53 106V107H54ZM82 106V105H81ZM116 106V105H115ZM145 106V105H144ZM218 106V105H217ZM249 106V105H248ZM25 107V106H24ZM61 107V106H59ZM109 107V106H108ZM149 107V105H148ZM165 107V106H164ZM208 107V108H206ZM230 107V108H231ZM246 107V106H245ZM92 108V107H91ZM156 108V107H155ZM33 109V108H32ZM35 109V108H34ZM41 109V108H40ZM57 109V110H58ZM92 109H95L92 108ZM132 109L127 111V113L130 114V112H132ZM138 109V107H137ZM144 109V108H142ZM141 109V110H142ZM146 109V108H145ZM115 110V108H114ZM117 110V109H116ZM232 110V109H231ZM231 110H228L229 112ZM234 110V111H235ZM4 111V112H5ZM15 111V110H14ZM46 111V112H47ZM144 111V110H143ZM235 111V113H236ZM245 111H243L245 113ZM42 112V111H41ZM53 112H56L55 110ZM116 112V111H115ZM136 112V111H135ZM141 112V111H140ZM157 112V111H156ZM165 112V111H164ZM171 112V111H170ZM225 112V111H224ZM227 112V113H229ZM49 113V112H48ZM57 113V112H56ZM55 113V114H56ZM126 113V112H125ZM143 113V112H142ZM223 113V112H221ZM53 114V113H52ZM97 114V113H96ZM144 114V113H143ZM153 114V113H152ZM157 114V113H156ZM224 114V113H223ZM246 114V115H248ZM57 115V114H56ZM112 115V114H111ZM145 115V114H144ZM148 115V114H147ZM222 115V114H221ZM227 115V114H226ZM230 116L232 114H229ZM245 115V114H243ZM246 116V118L249 117ZM53 116V115H52ZM55 116V115H54ZM127 116V114L123 115V117ZM132 116V115H131ZM156 116V115H155ZM204 116V117H202ZM144 117V116H143ZM147 117V116H146ZM150 117V116H149ZM245 116H242L241 119L242 121L240 123H242L245 119H244ZM83 118V117H82ZM85 118V117H84ZM97 118V117H96ZM100 118V116H99ZM110 118V117H109ZM128 118V117H127ZM160 118V117H159ZM230 118V117H229ZM251 118V119H252ZM29 119V118H27ZM88 119V118H87ZM86 119V121H88ZM94 119V118H93ZM92 121H95L93 120ZM107 119V118H106ZM143 119V118H142ZM146 119V118H144ZM150 119V118H149ZM151 119H153L151 117ZM215 119V118H214ZM239 119V118H237ZM235 119V121L237 120ZM250 117L248 118V121L251 122V119ZM260 119V118H259ZM262 119V118H261ZM22 120V119H21ZM20 120V121H21ZM49 120V121H48ZM73 120V121H72ZM97 120V119H96ZM101 120V119H100ZM138 120V119H137ZM158 120V119H157ZM156 120V121H157ZM167 120H169L167 122ZM247 120V119H246ZM84 121V119H83ZM85 121V122H86ZM90 121V119H89ZM103 121V120H102ZM101 121V123H102ZM124 121V120H123ZM144 121V120H143ZM235 121H232V123ZM259 121V120H258ZM257 121V122H258ZM147 122V121H145ZM194 122V123H193ZM203 122V123H202ZM208 122V121H207ZM231 122V121H230ZM239 123V120L237 121ZM247 122V121H245ZM253 122V121H252ZM251 122V123H252ZM260 122V121H259ZM264 122V121H263ZM96 123V122H95ZM121 123V122H120ZM119 123V124H120ZM139 123H141L139 121ZM159 123H153L152 127L154 126L155 129H157L156 127L159 126ZM162 123V122H161ZM211 123V122H210ZM209 123V124H210ZM248 124V126H245V124H243V126L240 125V129H248V128H251V125L252 124ZM254 123L253 122V126H254ZM88 124V123H86ZM91 124V121L90 123ZM149 124V123H148ZM231 124V123H230ZM80 125V126H81ZM128 125V124H127ZM130 125V124H129ZM143 125V123H142ZM147 125V124H146ZM210 125H213V124H210ZM208 125V126H210ZM232 125V124H231ZM235 125V124H234ZM256 125V124H255ZM259 125V124H258ZM262 125V124H261ZM83 126V125H82ZM117 126V125H116ZM126 126V125H125ZM149 126V129L151 128L150 126L151 125H148ZM222 125H219V126H216V130L218 129H222L221 128ZM260 126V125H259ZM51 127L52 128V132L54 133L53 137H52V134H50L51 131L46 132L47 129ZM79 127V126H78ZM115 127V126H114ZM119 127V126H117ZM116 127V128H117ZM127 127V126H126ZM204 127V128H203ZM256 127V126H255ZM253 127V132L252 134L250 135V137H246V138H241L240 140H238L237 138H239L238 136H241V130H239V135L237 134V141L239 142V146H235V147H232V144H233V141L235 140L233 138V141L228 139L226 142H228V145H226L228 147V150H224V149H227L225 148V142L224 143H219L218 145L216 144L215 141H213L214 137H215V132L212 133L213 129H215L214 127H208L207 129H205V131H202L201 132H204L203 135L201 136H198V137H201L203 136V139H199L198 138V141H201L199 142V144H197V146H195V148H199L201 146H205V145H210L211 143V147H213L212 149H216L217 146H222V149L224 150V152L222 151V153H224L223 155H216L213 153V158H212V162H211V159L210 157H208V162L210 161L211 165L209 166L207 163H205V160L203 161V164L206 166L208 165V168H201V165H203L201 163V165L199 166L200 169H204L205 170V174H201V178L204 180L202 181L203 183V186L205 184V189L207 188H210L211 187V184L212 183H216V186L214 185V188H217L221 183H224L228 180H230V177L232 176V173H233V170L236 168V166L238 165L240 159H243L244 158L252 161V158H250V156L252 155H256V153L258 152V150H256L255 146H254V141L251 142L249 141L248 139H251L252 140V136L254 137L255 135V132H257L256 130H254ZM83 128V127H82ZM89 128V127H88ZM111 128V127H110ZM154 128H151L154 129ZM188 128V129H189ZM261 128V127H260ZM125 129V128H124ZM108 130V129H107ZM120 130V129H119ZM161 130V129H159ZM207 130V131H206ZM223 130V129H222ZM250 130V129H248ZM106 131V130H105ZM110 131V129H109ZM116 131V129H115ZM183 131V130H182ZM221 131V130H220ZM138 132L140 133V136L141 134L143 135V137L141 136V138H139V134ZM147 132V131H146ZM193 132V131H192ZM233 132V130L231 131ZM229 133V134H233V133ZM243 132V131H242ZM248 132V131H247ZM30 133V134H29ZM79 133V132H78ZM102 133V132H101ZM107 133V132H106ZM121 133V132H120ZM181 133V132H179ZM200 133V132H199ZM258 133V132H257ZM29 134V135H28ZM138 134V136H137ZM156 134V133H155ZM159 134V133H158ZM190 134V133H188ZM202 134V133H201ZM260 135H262L263 137L259 138L261 140H263L264 142V130L261 129V131L259 132ZM77 135V134H76ZM99 135V134H98ZM104 135V134H103ZM106 135V134H105ZM110 135V133H109ZM108 135V136H109ZM116 135V134H114ZM122 135V133H121ZM177 135V134H176ZM181 135H184L183 133ZM199 135V134H197ZM245 135V134H244ZM46 136V138H45ZM53 138L52 142L50 141L51 140V137ZM102 136V135H101ZM107 136V135H106ZM107 136V137H108ZM113 136V135H111ZM109 136V137H111ZM190 136V135H189ZM192 136V135H191ZM193 136H195L193 134ZM246 136V135H245ZM258 136V135H257ZM44 137V139H43ZM114 137V136H113ZM119 137V136H118ZM138 137V138H137ZM154 137V135H153ZM196 137V136H195ZM229 137V136H228ZM233 136L231 135V138ZM55 138V139H54ZM150 138V137H149ZM148 138V139H149ZM197 138V137H196ZM205 138V139H204ZM112 139V138H111ZM110 139V140H111ZM151 139V138H150ZM195 139V138H194ZM193 139V140H194ZM254 139V138H253ZM46 140V141H44ZM57 140V139H56ZM55 140V141H56ZM123 140V139H122ZM54 141V143H55ZM61 141H63L61 139ZM196 141V140H195ZM236 141V140H235ZM258 141V142H257ZM256 142L257 143H261L259 142V140H257ZM98 140L95 142L97 143ZM108 142V141H106ZM111 142V141H110ZM148 143L150 142L147 141ZM172 144H171V143ZM237 142V143H238ZM100 143V142H99ZM104 143V142H103ZM147 143V144H148ZM161 143V142H160ZM159 143V144H160ZM169 143L172 145V147H170ZM195 143V142H194ZM198 143V142H197ZM218 143V142H217ZM105 144V143H104ZM152 144V143H151ZM188 144V142H187ZM227 144V143H226ZM55 145V144H53ZM119 145V144H118ZM162 145V144H161ZM194 145V144H193ZM238 145V144H237ZM51 146V147H50ZM54 146V147H56ZM98 146V144H97ZM104 146V145H103ZM170 148H169V147ZM186 146V147H185ZM14 148L17 147V149L20 151H22L21 154H18V155H13V154H9L11 148ZM63 147V148H62ZM110 147V146H109ZM156 147H159V146H156ZM224 147V148H223ZM262 147V146H261ZM12 148V150H13ZM221 148V147H220ZM260 148V147H259ZM192 149V148H191ZM194 149V148H193ZM221 149V150H222ZM40 150H44L45 152L42 153L40 152ZM90 150V149H89ZM94 150V148H93ZM188 150V149H187ZM219 150V147L218 149ZM220 150V151H221ZM99 151V150H98ZM97 151V152H98ZM186 151V150H185ZM190 151V150H189ZM50 152V153H48ZM86 152V153H87ZM104 152V150H103ZM109 152V153H108ZM197 152V151H196ZM218 152V151H217ZM13 153V151H12ZM20 153V152H18ZM90 153V152H89ZM176 153V152H175ZM174 153V155H175ZM194 153V152H193ZM216 153V152H215ZM83 154V153H82ZM104 154V153H102ZM196 154V153H195ZM44 155V157H42ZM45 155H49V156H46ZM89 156V154H87ZM86 155V156H87ZM254 155V156H255ZM84 156V154H83ZM85 156V157H86ZM94 156V155H93ZM209 156V155H208ZM212 157V155H211ZM253 157V156H252ZM97 158V157H96ZM85 159V158H84ZM98 159V158H97ZM260 159V158H259ZM83 161V160H82ZM244 160V162H246ZM249 163V162H248ZM95 164V163H94ZM240 164V163H239ZM242 164V163H241ZM246 164V163H245ZM52 165V164H51ZM62 164L60 163V166ZM90 165V163H89ZM88 165V166H89ZM172 165V166H174ZM180 165V164H179ZM247 165V164H246ZM87 166V165H86ZM87 166V167H88ZM92 166V165H91ZM170 166V167H169ZM189 166V165H188ZM191 166V165H190ZM198 166V165H197ZM196 166V167H197ZM264 166V165H263ZM84 167V166H83ZM242 167H245L242 166ZM55 168V167H54ZM99 168H102L104 171H101L100 170L97 172V170ZM177 168V167H176ZM15 169V170H13ZM58 169V168H57ZM169 169V170H168ZM193 169V168H192ZM242 169V168H241ZM173 170V169H171ZM238 170V169H237ZM55 171V170H53ZM249 172V171H248ZM55 173V172H52V174ZM238 173V171H237ZM248 174V173H247ZM60 176V174H58ZM63 175V173H62ZM68 175V174H67ZM71 175V174H70ZM241 175V174H240ZM157 176H160L161 178H157ZM169 176H171L169 178ZM235 176V175H234ZM237 176V175H236ZM239 176V175H238ZM38 177V178H37ZM67 177V176H66ZM241 177V176H240ZM56 178V179H55ZM186 178L184 181L183 179ZM200 179V178H199ZM59 181V180H58ZM135 183L137 182V184L131 186V187H128L127 184H129V186L131 185V183ZM237 183V182H236ZM192 184V185H191ZM226 184V183H224ZM127 185V186H126ZM188 185V184H186ZM222 185V184H221ZM220 185V186H221ZM196 186V185H195ZM200 186V185H199ZM202 186V189L196 188L193 186L190 188V192H188V194L190 195V197H194L196 194H198L199 192H202L204 191V188ZM208 186V187H207ZM219 186V187H220ZM238 186V185H237ZM55 187V186H54ZM230 187V185H229ZM232 187V186H231ZM264 187V186H263ZM176 188L179 189V187L177 186ZM181 188V186H180ZM224 188V187H223ZM222 188V189H223ZM226 188V187H225ZM55 189V188H54ZM227 189V188H226ZM231 189V188H230ZM211 190V189H210ZM209 190V191H210ZM247 190V189H246ZM216 191V190H215ZM220 193V192H219ZM226 193V192H224ZM228 193V192H227ZM226 193V194H227ZM258 193V192H256ZM42 194V195H41ZM210 194V193H209ZM233 194V193H231ZM240 194V193H239ZM204 195V194H203ZM212 195V194H211ZM38 196V197H37ZM217 196V195H216ZM221 196V195H220ZM37 197V198H36ZM229 197H230V194H229ZM251 197V196H249ZM36 199V200H33V199ZM139 198H142L140 199L139 201H137V199ZM242 198V197H241ZM253 198V197H252ZM25 199H28L27 202H25ZM121 199V201H119L118 203L120 204V202L125 201L124 199H133L134 200V204L132 206V209H131V212L130 215H126V213H124V218H122V220L120 218L117 217V215L120 217L121 216V211H120V214H117L115 215V211H111L110 210V213L102 208L103 206H108L110 205L113 201H117ZM171 201H168L170 200ZM204 199V198H203ZM222 199V198H221ZM262 199V197H261ZM132 200V202H133ZM142 200V201H141ZM185 200V199H184ZM201 200V199H200ZM199 200V201H200ZM220 200V199H219ZM232 200V199H231ZM38 202V206L40 208L43 209V212H39L41 213L42 215H37L35 214L33 216V213L34 211H36V209H38L39 207H36L35 206V202ZM89 202V203H84V202ZM222 201V200H221ZM238 201V200H237ZM236 201V202H237ZM243 201V200H242ZM258 201V200H257ZM36 202V203H37ZM128 202V201H127ZM130 201V203H132ZM140 202L141 205H138ZM147 202V204H146ZM204 202V201H203ZM218 202V200L216 201ZM220 202V201H219ZM249 202V201H248ZM20 203H26V207H19ZM80 203H82L83 205H79ZM254 203V202H253ZM30 204H33V205H30ZM51 204L54 205V209H55V213L57 211H60L62 209H64L66 211V213L63 214V212L61 213V215L57 214V218L56 220L55 219H51V220H47V217L51 218V215L50 213L48 214L49 216H45L43 215V213H45V209L47 208L46 206H48L49 208V205L51 207ZM114 204V202L112 203ZM118 204V205H119ZM215 204V203H214ZM227 204V203H226ZM255 204V203H254ZM37 205V204H36ZM75 205H79L77 207H80V210L76 207L77 210V213L74 214L73 211L71 210V208ZM100 205L102 207H100ZM117 205V204H116ZM115 205V206H116ZM117 205V207H118ZM126 205V204H125ZM125 205H123V208L122 210L124 209ZM131 205V204H129ZM128 207H131L129 206ZM147 205V208L150 209V211H145V206ZM165 207H162L164 206ZM224 205V204H223ZM252 205V204H251ZM111 206V205H110ZM143 206V209H145L144 211H141L140 209L142 208ZM154 206V208L152 209V207ZM171 206L169 209L167 207ZM173 206V207H172ZM250 206V205H249ZM44 207H46L44 209ZM53 207V206H52ZM140 209H139V208ZM202 207V206H201ZM226 207V206H225ZM234 207V206H233ZM240 207V206H239ZM251 207V206H250ZM248 208V207H247ZM75 209V210H76ZM130 209V208H129ZM128 209V211H129ZM152 209V210H151ZM165 209H168V211L166 212ZM180 209V208H179ZM217 209V208H216ZM40 210V209H39ZM62 210V211H64ZM125 210H127L125 208ZM161 210V209H160ZM193 210V209H192ZM213 210V209H212ZM243 210V208H242ZM251 210V208H250ZM256 210V211H255ZM255 217L256 216H262L263 217V220H262V226L264 228V203L262 205H260L257 209H255ZM38 211V210H37ZM36 211V212H37ZM50 210H48L49 212ZM64 211V212H65ZM108 212V214H105L106 217L108 218V223L109 225L105 226L106 224L104 223V226L103 227H99L101 226L98 222L100 221L101 218L104 217H101V213H104V212ZM161 211V212H162ZM171 211V210H170ZM169 211V213H170ZM174 211V210H173ZM207 211V210H206ZM217 211V210H216ZM241 211V209H240ZM238 210V212H240ZM249 211V210H248ZM35 212V213H36ZM126 212V211H125ZM156 212V211H155ZM158 212V211H157ZM185 212V211H184ZM183 212V214H185ZM196 212V211H195ZM211 212V211H210ZM214 212V211H213ZM227 212V211H225ZM233 212V211H232ZM163 213V214H165ZM218 213V212H217ZM52 214V213H51ZM128 214V212H127ZM158 214H161V213H158ZM182 212L181 214L177 217H180L182 218L183 217V220L184 218H186V215H188L187 213L185 215H183ZM212 214V213H211ZM231 214V213H230ZM243 214V213H242ZM37 215V216H36ZM54 215V214H52ZM108 215V216H107ZM183 215V216H182ZM216 215V214H215ZM70 217V220H69V217ZM176 216V215H175ZM193 216V215H192ZM206 216V215H205ZM209 216V215H208ZM207 216V217H208ZM238 216V215H237ZM244 216V215H243ZM55 217V216H54ZM106 217H104L103 219H105ZM206 217V218H207ZM224 217V216H222ZM233 217V216H231ZM249 217V216H247ZM252 217V216H251ZM254 217V216H253ZM72 218H75L74 220ZM201 218V217H199ZM194 219V218H193ZM197 219V218H196ZM251 219V218H250ZM76 220V221H75ZM107 221V219H105ZM181 220V219H180ZM203 220V219H202ZM224 220V219H223ZM245 220V219H244ZM243 220V221H244ZM254 220V219H253ZM179 221V220H178ZM187 221V220H186ZM205 221V220H204ZM214 221V220H213ZM227 221V220H226ZM237 221V220H236ZM256 221V219H255ZM258 221V219H257ZM165 222V220H164ZM174 222V221H173ZM184 222V221H183ZM212 222V221H211ZM99 224V226H97ZM162 224V223H161ZM166 224V223H165ZM194 224V223H192ZM219 224V223H217ZM225 224V223H224ZM176 225V224H175ZM196 225V224H195ZM194 225V226H195ZM240 225V224H238ZM237 225V226H238ZM37 227L39 226L40 229L36 232L34 231H29L30 228H33V227ZM154 226V225H153ZM159 226V225H158ZM168 226V225H167ZM212 226V225H211ZM221 226V225H220ZM236 226V225H235ZM60 227H63V230L60 228ZM169 227V226H168ZM171 227V226H170ZM197 228V227H196ZM212 228V227H211ZM214 228V226H213ZM262 228V229H263ZM61 229V232L60 230ZM166 229V228H165ZM173 229V228H172ZM181 229V228H180ZM218 228H216L215 230H217ZM237 229V228H236ZM252 230V229H251ZM156 231V230H155ZM165 231V230H164ZM188 231V230H187ZM259 231V229H258ZM60 232V233H59ZM213 232H217V231H214ZM146 233V232H145ZM149 233V232H148ZM152 233V232H151ZM161 233V232H160ZM163 233V232H162ZM190 233V232H189ZM235 233L239 234L240 231L239 230H236ZM201 234V233H199ZM206 234V233H205ZM212 234V233H211ZM218 234V233H217ZM227 235L228 232L226 233H223L222 235ZM129 235V234H128ZM141 235V234H140ZM165 235V234H164ZM180 235V234H178ZM194 236V235H193ZM209 236V235H208ZM126 237V236H125ZM140 237V236H139ZM146 237V236H145ZM144 237V238H145ZM169 237V236H168ZM167 237V238H168ZM176 237V236H175ZM192 237V236H190ZM211 237V236H210ZM257 237V236H256ZM62 239L63 240H67L69 243L67 245L64 244V248L62 250V252L59 254V256L57 255H51V257H47L48 256V253L49 251L52 252V250H54V252L60 248L59 245H61V242H59L60 244H58L57 241H59V239ZM204 238V237H203ZM251 238V237H250ZM60 239V240H61ZM131 239V238H130ZM137 239V238H136ZM143 239V238H142ZM221 239V237H217V240L219 241ZM223 239V238H222ZM113 240V242L111 241ZM135 240V239H134ZM148 240V238H147ZM152 240V239H151ZM162 240V239H161ZM171 240V239H170ZM178 240H182V239H178ZM203 240V239H202ZM208 240V239H207ZM212 240V239H211ZM214 240V238H213ZM240 240V239H239ZM256 240V239H255ZM123 241V240H122ZM187 241V240H186ZM193 241V239H192ZM222 241V240H221ZM131 242V241H130ZM152 242V241H151ZM208 242V241H207ZM212 242V241H211ZM220 242V241H219ZM223 242V241H222ZM144 243V241H143ZM172 243V242H170ZM195 243V242H194ZM94 244H96L97 246H95ZM114 244V245H115ZM128 244H131V243H128ZM127 244V245H128ZM135 244V243H134ZM205 244V242H204ZM220 244V243H219ZM255 244V241L251 244V247ZM126 245V244H125ZM123 244V246H125ZM143 245V244H141ZM188 245V244H187ZM202 245V244H201ZM122 246V247H123ZM134 246V245H133ZM139 246V245H138ZM155 246V245H154ZM179 246V245H178ZM181 246V244H180ZM198 246V245H196ZM195 246V247H196ZM98 247V248H97ZM110 247V248H109ZM114 247V246H113ZM192 247V245H191ZM194 247V246H193ZM219 247V246H218ZM131 249V247H129ZM139 248V247H138ZM165 248V247H164ZM188 248V247H187ZM203 248V247H202ZM204 248H205V245H204ZM114 249V248H113ZM134 249V248H133ZM131 249V250H133ZM142 249V248H141ZM193 249V248H192ZM191 248L186 251V252H182L181 254L176 255V257H174V252L171 253V251H169L170 253H165L163 255V253H156V257H155V252L152 254L151 257H153L152 259L153 260H148V258L146 259L147 261H144L143 264H205V263H208V264H228V262L231 263V259L233 257H231L230 255H232L231 253L230 254H226L225 252L228 250V241H225L221 246H220V249H219V252H216L215 254H211V256L207 259L208 261H206L205 259V253H204V250L202 249V251H199L198 253H194V249L192 250ZM201 249V248H200ZM214 249V248H213ZM112 250V249H111ZM136 250H137V247H136ZM144 250V249H143ZM147 250V249H146ZM155 250V249H153ZM190 250L192 252H190ZM206 250V249H205ZM250 250V249H249ZM46 251V252H45ZM152 251V250H151ZM178 251V250H177ZM44 252V253H43ZM125 252V251H124ZM134 252V251H133ZM132 252V253H133ZM139 252V251H138ZM141 252V251H140ZM222 252V255H220V253ZM47 253V254H45ZM142 253V252H141ZM144 253V252H143ZM142 253V255H143ZM148 253V252H147ZM204 253V254H203ZM246 253V252H245ZM42 255V256H39V255ZM43 254L44 257H43ZM53 254V253H52ZM56 254V253H55ZM108 253H106L105 255H107ZM138 254V253H137ZM137 254H133L135 256V259L136 257L138 256V258H142L145 256H142L140 255H137ZM145 254V253H144ZM207 254H210V252H208ZM47 255V256H46ZM101 255V254H100ZM214 255V256H213ZM36 256V257H35ZM46 256V257H45ZM111 257H114L115 254L112 256L110 255ZM128 256V255H127ZM134 256L133 259H134ZM150 256H148L149 258H151ZM237 257H239L238 255H236ZM235 256V257H236ZM38 257V258H37ZM42 257V258H41ZM95 257V256H94ZM102 257V255H101ZM130 257V256H129ZM126 257L125 260H129L130 258ZM146 257V256H145ZM144 257V258H145ZM40 258V259H39ZM122 258V257H121ZM136 259L138 261H142V260H139V259ZM104 259V258H103ZM106 259V258H105ZM104 259V261H106ZM108 259V258H107ZM133 259L130 261L132 262ZM134 259V262L132 263H135V260ZM237 259V258H236ZM87 260V259H86ZM89 260V259H88ZM87 260V261H88ZM124 260V261H125ZM233 260H235L233 258ZM232 260V261H233ZM97 261V260H96ZM103 261V260H102ZM123 261V260H122ZM137 263L139 264L140 262ZM89 262V261H88ZM90 262L88 264H90ZM98 262V261H97ZM96 262V263H97ZM100 262V261H99ZM130 262L128 261V263L130 264ZM105 263V262H104ZM107 263V261H106ZM122 263V262H121ZM126 263V262H125ZM141 263V264H142ZM127 264V263H126Z\"/></svg>",
    "mask_w": 264,
    "mask_h": 264
}]
</instances>
